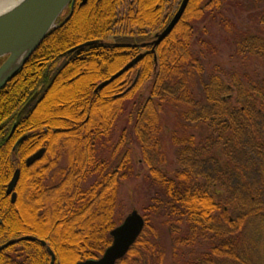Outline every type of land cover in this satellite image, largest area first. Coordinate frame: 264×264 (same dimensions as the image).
Listing matches in <instances>:
<instances>
[{
  "label": "trees",
  "instance_id": "16d2710c",
  "mask_svg": "<svg viewBox=\"0 0 264 264\" xmlns=\"http://www.w3.org/2000/svg\"><path fill=\"white\" fill-rule=\"evenodd\" d=\"M227 1L190 0L183 19L155 53L146 54L133 70L94 93L98 85L147 49L143 46L151 38L146 36L147 31H164L176 13L171 14L169 0H157L155 7L140 17L121 21L116 11L119 0H87L85 5L75 0L72 16L64 22L69 10L58 28L46 36L0 90V206L4 215L13 216L8 224L2 219L0 242L18 238L15 246L21 248L23 257L17 262L2 251L0 264H50L47 248L62 264L65 256L61 252L68 247L59 242L58 231L51 233L43 226L29 229L21 225L16 214L18 189L15 205L4 197L16 169L21 170L22 176L25 170L28 183L24 191L31 190L36 181V191L53 198L40 214L35 211L38 220L48 216L47 220H54L62 228H78L70 240V264L101 258L112 244L111 232L123 221L116 220L120 188L141 174L133 160L135 144L142 150L148 170L144 175L149 196L143 207L146 225L118 264H164L159 224L168 229L171 237L173 264H253L251 243L257 240L255 233L260 236L264 230V204L258 197L264 189H254L247 174L253 156H259L261 162L264 158V75L256 82L243 81L238 73H229L214 62L211 53L216 52V47L209 38L198 34L197 24L212 16L214 20L220 18L226 29L231 28L236 50L233 60L250 57L264 62V33L236 31L223 14ZM97 7H105L110 13L96 21V28L81 24L82 16ZM121 22L132 32L137 31L135 38L108 42ZM94 41L100 42L69 53ZM211 63L214 66L209 67L208 74ZM89 64L96 66L94 76L78 83L85 76L82 75L71 82L76 86L84 84L82 90L88 97L72 113L69 110V118L84 121L90 116V128L80 122L70 132L73 137L57 146V133L44 138L40 128L48 121L36 114L37 107L54 80ZM151 82L150 97L143 101L144 90L149 88L146 85ZM101 96L105 98L99 101ZM102 107H106L105 111H99L97 116L96 109ZM165 116H175L187 128L207 126L208 134L199 142L192 135L178 138L173 133L171 140L179 165L176 170L166 166ZM121 119H127V126L116 142L113 133ZM42 149L43 159L26 167L27 159ZM63 157L66 166L60 167ZM45 180L50 182L46 189L40 186ZM217 184L226 192V200L221 198L224 194L214 191ZM26 236L36 241L19 238Z\"/></svg>",
  "mask_w": 264,
  "mask_h": 264
},
{
  "label": "rangeland",
  "instance_id": "374dc122",
  "mask_svg": "<svg viewBox=\"0 0 264 264\" xmlns=\"http://www.w3.org/2000/svg\"><path fill=\"white\" fill-rule=\"evenodd\" d=\"M14 1L20 2L21 0H14ZM182 1L183 0H178L177 2H175V0H169L168 6L169 5L172 6V9H173L171 11V14H175L176 11H178ZM156 3H157V0H136V3H134L133 0H119V4L117 5V9H116L118 19L121 21L124 19L128 20L134 16L138 18L141 16V14L144 11H146V10L150 11L152 7L154 8ZM189 3H190V1H189ZM73 7H74V5L71 6V11L74 10ZM65 12H68V10H66ZM109 13L110 12H107L105 7L104 8L103 7H100V8L97 7L93 10H89L84 16H82L81 24L87 25V27L94 26L96 28L97 27L96 21L99 20L101 16H104V15L107 16ZM65 14L66 13H64L63 15H65ZM223 14L225 15V17L227 19H229L231 21V23L234 25V27H235L234 29H236V31H239V30L248 31L249 30V31L255 32V33H264V19H263V17H264V2L261 0H229L226 2L225 8L223 10ZM167 17H169V16H167ZM182 19H183V17L181 18V20ZM197 27H198V34L204 36V38H206V39L209 38V40H211L213 45L216 47V52L211 53L213 58H215V59L211 58L214 60V62L221 65V67H223L224 69L228 70L229 73H233V72L238 73L240 75L239 78L243 81H244V79H248L249 81L251 80V82H256V81L261 80L262 76L264 75V62L263 61L255 59V58H250V57L240 58V59L236 57V58H234V60H233V58H231L235 55V51H236L235 46H234V41H233V35L231 34V28L229 30L226 29L224 24L220 21V18L217 17L214 20V19H212V16H210L209 18H207V20L204 23L197 24ZM175 28H174V30H175ZM195 28H196V24H195ZM174 30L172 31V33L174 32ZM136 32H137L136 30L132 32V29L129 28L125 22H121L113 29V33L109 36L107 41L110 43H115L117 41H122L124 39H131L132 37L135 38L134 34ZM161 32H163V31H161ZM161 32L158 31V32L152 33L150 31H147L146 36H151V38L149 41H146L143 44V46L147 47L148 50L143 49L141 51L140 55H142L144 57L148 53H150V54L155 53L157 51V48L167 38H169L170 35L172 34L171 33L160 45L156 46L155 49H153V46H150L149 44L154 42L156 40V36L158 34H160ZM199 35H198V37H199ZM134 41H136V39H134ZM216 54H217V56H216ZM140 55H138V56H140ZM9 57L10 56L6 55V56H3L2 58H0V67L5 62H7ZM213 64L214 63H211V65L208 66V68H207L208 74L210 73V72H208V71H210L209 67H211V66L213 67L214 66ZM93 66L94 65L89 64V65H86L82 68H78L77 70H73L70 72L68 71L64 77L61 76V78L59 80H56V81L54 80L52 87L48 90L44 100L37 107V110H36L37 113L36 114H38L40 116L41 120L48 121V122L49 121L56 122V123H52V124L46 122L45 125L41 126L40 129L44 131V133H45L44 138H46V139L48 137H51L52 136L51 134L53 132L57 133L58 135H56L54 138L55 144L57 146L64 144V142H66L67 140H69L70 138L73 137L72 135H74V133H70V132H72L73 130L76 129V125H81L82 123H84L86 128H90V125H89V121H91L89 119L90 116H88V118H86L83 121V120H77V119L71 120L69 118V115H70V113H72L73 110H75L76 107H79L80 104L82 102H84V100L88 97V96L87 97L84 96V91L82 90L83 89L82 87L84 84L76 86L73 84L74 82L73 83H71V82H72L73 78H74V80H76L77 78H81L82 75H85L87 73L91 74V76H94V73H96L94 71L96 66H95V68ZM131 70H133V68ZM131 70H129L128 72H130ZM115 74H117V73H115ZM135 74L133 75V77H135ZM114 75H112V77ZM112 77H110L108 80H110ZM121 77L116 79L114 82L118 81ZM108 80H106V81H108ZM106 81H104V82H106ZM104 82H102V83H104ZM114 82H112L111 84H113ZM111 84H109V85H107L104 88L99 89V90H98V87L100 85H98V87L96 89H94V93H98V92L102 91L103 89L107 88ZM151 85H152V82L148 83L146 85L149 88L147 90H144L145 92H144V100L143 101H146L149 99V97H150L149 89H150ZM102 98H105V96H101L99 98V101L104 100ZM89 108L90 107L85 106V109L88 110ZM105 108L106 107H102L101 109H96L95 114H97V116H98L99 111L103 112V111H105L104 110ZM69 110H70V113H69ZM82 111H84V110H82ZM163 119L166 120V122H165L166 126H165V130H164L165 131V139L163 140V142L165 144L164 147H165V156H166V163H167L166 166H168L169 169H171V170H176L177 168H179V165L176 161V155H175L176 153H175V149L173 147L172 140H171L173 133L176 134L178 136V138H183L185 136L189 137L192 135L195 137V140L199 142L207 136V134H208L207 126L206 125L193 126L190 124L192 127L187 128V125L184 122H180L178 119H176L175 116H172V117L169 116L168 118H167V116H165V117H163ZM126 120L127 119H121L116 124L115 129H114V133H113V136H114L113 141H116V142L118 141L121 133L123 132V130L127 126ZM57 122H59V123L63 122V123L58 125ZM71 122L74 123V125H71ZM80 122H82V123H80ZM31 134L32 133H30V135ZM23 140L24 139H22L21 141H18V143L16 144V146L14 148V151H16L18 145ZM133 147H134L133 148V160H134V162H136V166L140 170L141 174L139 175V177L129 179L122 184L120 191H119V207L117 210L116 220L117 219L118 220L123 219V221H124V219L129 214H131L133 211H138L140 213V215H142V217H143V207L148 203V200H149V196L147 193V187H146V184L144 183V175H146L148 173L147 166L144 164V162L142 160V150L140 149L139 145L135 144ZM108 148L110 149V145L108 146ZM44 154H43V156H44ZM43 156L39 160L35 161L30 166L27 165V161H26L25 166L26 167H32L36 162L42 160ZM253 157H252L253 159L251 158L252 159V161H251L252 168H251V171L247 174V176L250 179L249 180L250 185L253 186L254 189L257 190L258 188H260L262 191L264 189V187H262V186H264V158L262 159V162H261L259 156L255 155ZM106 158H107V156H106ZM220 161L223 162L224 158H222V160H220ZM59 166L60 167L66 166V158L65 157H63L60 160ZM207 169H208V171L212 172L211 168H207ZM16 171H20V176H19L17 186L14 189L13 193H16V195H17V189H18L19 194H20V200L17 203L18 209H16V211H17L16 214H18L17 216L21 220V222H20L21 225L23 227H26L29 229H32L38 225L43 226V227L47 228V230L50 231L51 233L58 231L60 233L59 234L60 235L59 242H62L64 245L67 244V246L69 247V248L67 247L66 250L63 249V251L61 252V253H64L63 255L65 256V257H63L62 264H70V262L68 261V256H67V255H72V253H70V251L72 250L73 243H71L70 240L72 239V235H73L74 231L78 230V228H75V227H63L62 228L59 225H56V222L54 220H52V219L50 221L47 220V219H50V217H48V216L46 217V220L45 219H42L43 221L38 220L39 218H37V216L35 215V211L37 212L39 210L38 212L40 214L43 211L42 207H48L49 204L52 202L53 198L48 197L45 194V192L41 193V191H36V188L34 186L39 187L37 184L38 182L36 183V181H35L31 190L25 189V191H24V187H25V185L27 187V183H28V181L27 182L25 181L26 180L25 179L26 178L25 170H24L23 176L21 175L20 169H16ZM15 172H14V174H15ZM14 174H13V177H14ZM13 177H12V179H13ZM215 177L218 178V175H216ZM48 178H51V176ZM12 179H11V181H12ZM10 182H9V184H10ZM9 184H8V186H9ZM49 185H50V182L46 181V180L44 181V185H42L40 183V186H43V188H45V186L49 187ZM8 186H7L5 195H4L5 201H8L7 199L9 198V200H10L9 203L11 205H15L17 202L18 195H17L15 203H12L11 195L7 194ZM18 186H19V188H18ZM47 189L50 190L51 188H47ZM221 189L222 188L220 187L219 184L214 185V191H218V193H220V195L224 194L223 197H221V198H222V200H226L227 194L224 190H221ZM258 197L260 198V200L264 204V192L261 195H259ZM0 198H1V195H0ZM224 202L225 201H223V203ZM1 204H2V201L0 199V205ZM4 211H5L4 208L0 206V220H1L0 226L4 224L2 219H4V220L6 219L5 222L7 224L11 222V219H13L12 218L13 216H11V215H8V216L4 215V213H5ZM12 213H14V210H12ZM120 222H118L119 223L118 226L120 224H122V222L121 223ZM159 227H160V240H161V243L165 249V262H164V264H173L174 263V255H173V249H172V241H171V237L168 233V229L166 227H164L163 225H160V224H159ZM261 233L262 234L260 236H259L258 232L255 233L257 240L251 243L252 248L250 250V254L254 258V259H251L253 264H264V230ZM252 234L253 233H251V235ZM251 235L248 236V243L250 241ZM28 237H30V236L19 237V238L23 241H26L24 239H26ZM32 238H34V237H32ZM12 239H14V238L5 240L4 243L2 242L3 244L0 242L1 243L0 247H2V246L13 241L12 245H9L7 248L4 249V251L2 250L3 252L2 251L1 252L11 254L14 259H18L17 262L23 261L22 260L23 257H21L22 253H19V252H21V248L18 245L15 246L17 240H19V239L18 238H17V240H12ZM46 246H47V244H46ZM249 246H250V243H249ZM51 262H52V256H51ZM82 262H84V261H82ZM55 264H61V263L55 261Z\"/></svg>",
  "mask_w": 264,
  "mask_h": 264
},
{
  "label": "water",
  "instance_id": "95a60500",
  "mask_svg": "<svg viewBox=\"0 0 264 264\" xmlns=\"http://www.w3.org/2000/svg\"><path fill=\"white\" fill-rule=\"evenodd\" d=\"M74 0H27L10 12L9 14L0 18V58L3 56H10L7 62L0 67V90L6 86V84L16 75L19 69L25 64L28 58L34 53V51L44 41L46 36L54 29L58 28V20L63 12L73 6ZM190 0H183L178 12L171 20L166 29L156 36V40L150 43L155 49L160 45L174 30L181 18L185 14ZM86 0L82 4H85ZM72 13V11H71ZM100 41L88 42L80 45L71 51H81L87 47L99 44ZM26 52L24 60L21 65L9 76L1 79L3 71L7 68L8 64L15 61L16 58ZM143 56L140 55L124 67L120 72L115 74L110 80L102 83L99 89L111 84L119 77L123 76L126 72L134 68L141 60ZM45 150L42 149L27 160V165H32L35 161L39 160ZM20 176V171H16L12 181L10 182L7 190V194L11 195L12 203H15L17 195L14 189L17 186ZM145 219L140 215L138 211H133L129 214L122 224L116 227L111 232L112 244L105 251L104 255L100 259L87 260L80 264H118L124 259L131 248L138 241L145 229ZM26 241H35V238L28 237L24 239ZM13 241L0 247V250L12 245ZM46 246L45 242H42ZM48 252L52 256L51 264H55L56 257L50 248H47Z\"/></svg>",
  "mask_w": 264,
  "mask_h": 264
},
{
  "label": "bare ground",
  "instance_id": "6f19581e",
  "mask_svg": "<svg viewBox=\"0 0 264 264\" xmlns=\"http://www.w3.org/2000/svg\"><path fill=\"white\" fill-rule=\"evenodd\" d=\"M26 1L27 0H21L20 2H17V1H14V0H0V18L5 16V15H7V14H9L13 10H15L20 5V3L22 4V3L26 2ZM73 13H74V10H72V13H71L70 17L72 16ZM153 14L154 13H152L151 15H153ZM25 55H26V52L21 53L16 58L15 61L9 63L7 68L3 71L1 79L6 78L11 73H13L21 65L22 61L24 60ZM90 76H91V74H88V73L85 74V76L83 78H81V80H79L78 83L82 82L86 77L89 78Z\"/></svg>",
  "mask_w": 264,
  "mask_h": 264
},
{
  "label": "flooded vegetation",
  "instance_id": "af4514ba",
  "mask_svg": "<svg viewBox=\"0 0 264 264\" xmlns=\"http://www.w3.org/2000/svg\"><path fill=\"white\" fill-rule=\"evenodd\" d=\"M83 1H84V0H81V4L83 3ZM74 3H75V0L73 1V5H74ZM86 3H87V0H86ZM86 3H85V4H86ZM85 4H84V5H85ZM82 5H83V4H82ZM68 10H70L69 15H67V16H68V19H69V18H70V15H71V6L68 8ZM65 15H66V14H65ZM65 15H64V16H65ZM68 19H67V20H68ZM65 20H66V19H65ZM65 22H66V21H65ZM0 224H1V220H0ZM2 250L4 251V249H2ZM2 250H0V252H1ZM10 255H11V254H10ZM0 257H1V256H0ZM11 258H12L13 260L17 261V259H14V258L12 257V255H11Z\"/></svg>",
  "mask_w": 264,
  "mask_h": 264
}]
</instances>
